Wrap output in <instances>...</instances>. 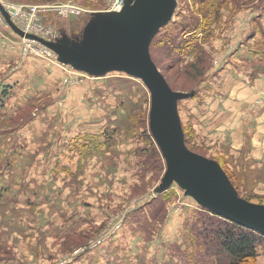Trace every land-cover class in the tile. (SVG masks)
<instances>
[{
    "label": "rangeland",
    "instance_id": "374dc122",
    "mask_svg": "<svg viewBox=\"0 0 264 264\" xmlns=\"http://www.w3.org/2000/svg\"><path fill=\"white\" fill-rule=\"evenodd\" d=\"M136 1L129 0L128 7L134 8ZM173 2L171 20L178 22L161 30L158 37L166 30L174 34L205 16L213 19L218 12L211 35L194 58L174 65L155 53V65L148 52L175 94L184 147L192 158L220 167L237 202L264 208V164L248 157L247 146L236 150L229 133L209 137L206 129L212 120L204 118L207 98H214L222 88L236 84L251 91L254 81H264V0ZM0 4L8 13L18 7L66 4L109 10L108 0H0ZM55 14L39 12L34 25L28 26L27 17L10 20L22 33L45 42L79 43L85 24L92 19L87 14L68 18ZM0 35V51H4L0 92L9 91L0 100V264H188L194 248L191 227L201 215L195 198L174 182L164 218L144 222L143 214L162 199L156 198V189L166 175L167 162L174 161L167 150L163 157L150 131L152 110L158 129L171 140L170 120L156 100L150 73L137 69L144 79L119 72L95 78L71 66H63L66 73L52 64L38 65L41 52L50 53L51 59L57 56L41 43L15 34L1 13ZM3 37L16 42L18 49L22 43L28 45V55L35 59H20L14 44H1ZM121 52L116 50L113 59L126 60ZM199 55L205 62L201 76L192 70ZM260 93L240 100L253 113H263ZM134 119L137 124L127 132L126 123ZM113 130L114 142L108 151L78 163L74 150L81 142L78 136L112 134ZM145 134L159 152L161 171L143 172L140 161L146 156L139 151L148 146ZM176 170L173 181L179 180L180 170ZM82 243L84 249H74ZM259 253L256 264H264V251Z\"/></svg>",
    "mask_w": 264,
    "mask_h": 264
},
{
    "label": "water",
    "instance_id": "95a60500",
    "mask_svg": "<svg viewBox=\"0 0 264 264\" xmlns=\"http://www.w3.org/2000/svg\"><path fill=\"white\" fill-rule=\"evenodd\" d=\"M128 2L129 0L119 12L95 14L84 28L79 43L70 40L55 44L45 42L19 31L1 4L0 13L19 37L41 43L57 56L58 62L87 76L100 78L108 73L119 72L132 77L140 74L137 69L148 71L155 83L152 87L156 100L170 120L171 140L164 130L158 129L156 115L152 110L150 131L163 157L167 156L166 150L168 155L172 153L174 157V161L167 162L166 175L156 193L165 192L176 182L186 194L195 198L199 207L264 235V208L259 209L243 201L237 202V196L220 167L196 156L192 158L186 151L173 103L175 94L169 90L149 59L148 47L152 38L171 20L175 8L173 0H137L134 8H129ZM116 50L122 51L121 55L129 60L113 59ZM140 77L144 79L141 74ZM177 167L180 170L179 180L173 181Z\"/></svg>",
    "mask_w": 264,
    "mask_h": 264
},
{
    "label": "trees",
    "instance_id": "16d2710c",
    "mask_svg": "<svg viewBox=\"0 0 264 264\" xmlns=\"http://www.w3.org/2000/svg\"><path fill=\"white\" fill-rule=\"evenodd\" d=\"M198 1L202 3L206 0ZM214 14L213 19L210 16H205L194 25L183 26L174 34H171L167 30L176 26L177 20L173 22L172 19L161 27L152 38L148 47V52L153 63L155 64L153 56L155 53L174 65L194 58L198 54L205 38L211 35V31L214 29L212 26L217 21L218 12L215 11ZM163 29L167 30L164 31L161 37H158L160 31ZM195 62L192 65V70L198 72V75L201 76L203 72L202 65L205 64L203 57L199 55L196 57ZM145 89L148 93L147 88ZM146 92L144 90L142 92L145 99L144 102H147ZM5 98H7V94L5 92L0 93V100H4ZM126 124H128V128L126 126L124 128L126 127L125 130L129 132L134 129L137 123L134 119V121ZM114 130L112 134L105 132L101 135L89 134L82 137L78 136L77 139L81 140V142L76 143L74 147L79 158L78 163L93 156L103 155L108 151L110 145L114 142ZM143 136L148 141V146L139 151L146 156L140 161L144 174L148 171L156 172L163 170L164 165L159 152L152 145L149 136L147 134ZM143 136L140 135L142 139H144ZM168 190L156 194V198H162L158 201V205L146 211L145 214L142 213L147 218L144 219L145 225L148 222L147 220L158 222V218H164V214H166L165 202L170 199ZM150 206L151 204L147 208ZM199 208L201 215L198 216L196 222L198 229L196 226L191 227L194 248L192 256L187 257L188 264H256V260L260 254L259 251H264V235L216 215L207 209ZM85 246L86 244L82 243L75 246L74 249H84Z\"/></svg>",
    "mask_w": 264,
    "mask_h": 264
},
{
    "label": "crops",
    "instance_id": "0c3cea01",
    "mask_svg": "<svg viewBox=\"0 0 264 264\" xmlns=\"http://www.w3.org/2000/svg\"><path fill=\"white\" fill-rule=\"evenodd\" d=\"M64 6H72L76 9H78L80 12L79 14H70L67 13L66 15H60L56 13L55 15L58 17H78L84 14L88 15V18L93 19L95 14L99 13H112L109 11H97V10H83L81 8H77L73 6L72 4L64 5ZM89 23V22H88ZM87 24H85V27ZM84 27V28H85ZM82 34V33H81ZM1 36V35H0ZM4 38V37H3ZM72 42H76L74 40H70ZM2 45H9L14 44V42H11L9 39L4 38V40L1 41ZM20 44L21 42H17ZM22 47L20 49L17 48L18 56L20 59H35L33 56H29L27 52V45L22 43ZM29 49V48H28ZM4 51H0V62L3 60L1 54ZM7 52V51H6ZM24 52V53H23ZM6 54V53H5ZM38 54L35 53V57H37ZM40 62H37L38 65L41 63L51 65L56 68H61L60 70L63 72V69H65L63 66L67 67L66 65H63L62 63L58 62L57 59L55 60H49L45 58L40 53ZM13 60V59H11ZM38 59H36L37 61ZM69 67V66H68ZM65 72L67 73L66 69ZM79 74H83L81 72H78ZM229 80L232 81L231 78ZM252 81V80H251ZM255 88L251 87V91L249 87L239 85H234L231 89L226 90L225 88H222L223 92H220L215 95L214 98L208 97L207 99V108H206V115L205 119L212 120L211 124L207 127L208 135L214 136L215 134H222L224 132L229 133L232 139L233 146H235L236 150L241 149L244 146H247L249 149L248 157L253 159L257 164H261V162L264 164V112L263 113H253L254 109H251L250 107H245L244 103L241 99H244L246 96H250L252 93H256V91L261 92L260 95L264 97V81L258 79L257 81H254ZM5 83V82H3ZM4 85H0V87H3ZM257 89V90H256ZM220 88H218L216 91L219 92ZM5 92L7 95L9 92L7 89H2L0 93ZM9 97V96H8ZM210 98V99H209ZM247 109V111H245ZM251 110V111H250ZM244 113H246L244 115ZM243 115V116H242ZM248 116V117H247ZM247 117V118H246ZM207 124V123H206ZM205 125V124H204ZM107 133V132H106ZM103 134V133H101ZM100 134V135H101ZM92 135V134H91ZM94 135V134H93ZM99 135V134H97Z\"/></svg>",
    "mask_w": 264,
    "mask_h": 264
},
{
    "label": "built area",
    "instance_id": "2783aa9c",
    "mask_svg": "<svg viewBox=\"0 0 264 264\" xmlns=\"http://www.w3.org/2000/svg\"><path fill=\"white\" fill-rule=\"evenodd\" d=\"M128 0H108L109 2V12H118L122 9V7L124 6V4L127 2ZM39 12H48V13H58L60 15H66L67 13L70 14H79V10L72 7V6H47L41 9L38 8H31V7H18L16 9H14L13 11L9 12V16L10 19L13 20H20L23 19L24 17H27L28 23H26V26L28 25H34V22L32 21H36L37 18V14ZM35 29H39V27H37V25H35ZM40 30V29H39ZM27 47L29 48V46L27 45ZM42 53V52H41ZM45 58H48L49 60H54V58L51 59L52 55H50V53L48 52H44V54H42Z\"/></svg>",
    "mask_w": 264,
    "mask_h": 264
}]
</instances>
